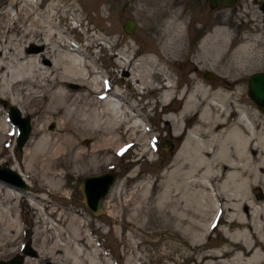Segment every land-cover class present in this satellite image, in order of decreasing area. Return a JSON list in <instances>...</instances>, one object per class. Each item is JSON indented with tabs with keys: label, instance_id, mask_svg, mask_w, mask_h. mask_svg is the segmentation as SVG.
Instances as JSON below:
<instances>
[{
	"label": "bare ground",
	"instance_id": "obj_1",
	"mask_svg": "<svg viewBox=\"0 0 264 264\" xmlns=\"http://www.w3.org/2000/svg\"><path fill=\"white\" fill-rule=\"evenodd\" d=\"M138 1L139 15L148 23L146 30L154 31L159 43L154 55H140L134 39L115 52L120 39L89 35L87 28H83V44H78L72 32L80 24L79 16L71 19L64 12L70 32L58 21V4L40 14V3L35 0H11L10 9L0 13V22L8 18L0 23V102L9 100L23 118L37 116L23 163L17 159L18 167L12 169L27 183L29 177L41 178L49 188L59 189L62 178L83 171L86 165H107L109 155L124 139L130 138L129 147H137L147 138L151 131L147 117L128 100L126 91L111 87L109 77L98 65L105 53L134 94L147 98L159 95L154 109L161 105L168 111L166 120L174 126L176 137L182 134L184 123L193 121L156 207L155 222L163 225L166 236L179 241L169 246L166 258L171 260L177 254L179 259L174 264H264V120L257 123L258 112L246 106L232 107L236 93L231 91L237 80L220 76L222 81L209 88L198 75L192 76L191 70L188 89L175 80L167 64L179 61L187 39L184 11L178 8L180 0ZM14 5L20 12L13 10ZM249 9L247 5L244 17L261 27L255 13L250 19ZM262 39L259 35L245 36L225 62L234 38L227 29L216 28L202 40L193 64L200 69L210 67L219 75L227 76L236 69L244 72L264 58V52H255ZM25 44L30 45L27 52ZM180 101V110L174 112V104ZM153 104L149 101L147 106ZM54 127L56 133L50 131ZM8 129L16 132L18 127L6 116L0 121V142L5 141ZM92 133L100 136L90 152L85 144L92 140ZM24 197L38 211L40 226L29 246L36 255L23 253L15 258L23 256V264H38L30 256L39 253L48 255L55 264H62L61 255L70 260V252L57 241L63 237L55 224L59 220L51 219L56 208L51 214L44 213L48 197L1 181L0 257L21 249L26 234L23 214L9 202L19 203ZM213 221L225 225L220 228L223 238L218 247L208 250L210 242L205 239L214 229ZM69 235L75 241L80 235L75 219ZM157 260L161 262L162 257ZM79 262L74 259L73 264Z\"/></svg>",
	"mask_w": 264,
	"mask_h": 264
},
{
	"label": "rangeland",
	"instance_id": "obj_2",
	"mask_svg": "<svg viewBox=\"0 0 264 264\" xmlns=\"http://www.w3.org/2000/svg\"><path fill=\"white\" fill-rule=\"evenodd\" d=\"M35 1L40 3L37 11L40 14H45L53 4H58V21H61L62 26L69 29L70 32H72L71 27L63 16L64 12L71 19L73 16H79L81 28L72 32V36L76 38L75 41L78 44H83L85 35L82 33V28H87L90 31L89 35L98 34L108 40L120 39L115 52L125 47L124 42H130L131 39H134L136 41L134 47L140 48V55L157 53L159 43L156 34L154 31L146 30L148 23L144 17L139 15L141 7L138 0ZM11 4V0H0V13L8 11ZM247 5L250 7L247 13L250 15V19L255 13L261 20V27L257 28L256 23L251 22V20L249 22V18L244 17L246 16ZM178 8L184 11L187 39L185 51L179 61L167 64V69L173 78L179 80L185 89L189 87L187 76L190 70L193 71L192 76L198 75V79L209 88H215V85L222 81L220 76L228 77L233 81L237 80L235 88L231 91L236 93L232 99L235 103L231 104L232 107L233 105L246 106L254 112H258L257 123L263 121L264 112L250 98L248 85L252 75L264 73V58L260 62L250 64L244 72L236 69L227 76L219 75L210 67L196 68L193 62L202 40L219 27L227 29L234 38V42L229 45L225 62L231 59L245 36L251 38H256L258 35L263 36L262 41L256 44L255 52H264V0H238L237 4L230 9L218 8L214 10L211 9L209 0H180ZM19 9L18 5L13 6V10L16 12H20ZM128 20H132L136 25L132 34H126L124 30ZM7 21L8 18L3 17L0 23ZM222 23L225 24L221 25ZM24 47L27 52L30 45L25 44ZM98 65L109 77L111 87L118 86L126 91L128 100L135 102L138 105L137 108L147 117L151 130L149 135L137 147H129L127 142L130 138L127 137L128 139H124L120 143L119 149L109 155L107 165L101 163L93 167L86 165L83 171L62 178V185L59 188L61 190L49 188L41 178L29 177L30 192L37 196L45 195L48 197L49 200L44 213L51 214L53 208H56V213L51 214V219L59 220L55 224L63 233V237L57 238V241L62 248L70 252L71 257L69 260L65 258V255H61L62 264H73L74 259L78 262L80 260V264H174L179 259L178 255H173V260H168L166 255L169 252V246L177 244L179 241L166 236L167 232L163 225L155 222L158 212L156 207L165 184L169 183L172 165L176 161L177 153L188 130L192 127L193 121L184 123L182 134L176 137L174 126L166 120L168 111L163 110L161 105H157L154 109L159 95L147 98L143 94H134L128 84L121 81L123 74L116 72L114 62L105 53L101 54ZM207 74L212 76L210 80L205 78ZM149 101L154 102L152 107L147 106ZM181 106V101L177 102L172 110L178 112ZM13 107L15 106L7 99L0 102V121L4 120L6 116L8 118ZM25 117L30 118L29 139L22 150H18L16 140L19 131L17 129L14 132V129H10V131L8 129L9 134H7L5 141L0 142V165L2 167H18L17 159L21 164L23 163L24 148L33 135L34 121L37 119V116L31 114ZM50 131L56 133V127ZM99 136L98 133H92V140L85 144L86 151L91 152L93 150L95 144L99 142ZM166 141L174 144L171 152L163 150ZM82 142L84 141L80 140L79 143ZM110 172H115L118 179L104 201V213L95 216L84 204L80 185L88 177L100 176ZM2 189L5 192V189ZM144 192H148L146 197L143 195ZM9 205H16L19 212L23 214L26 234L21 249L16 253L0 257V261L12 260L15 256L23 254L26 247L33 245L36 231L40 226L37 224L38 211L32 207L27 197H24L19 203L16 200L10 201ZM72 219H75L77 226L80 227V235L76 241L69 238V227ZM211 226L214 229L205 239V241L210 242L207 247L208 250L218 247L223 238L220 228L225 225L213 221ZM161 231H163L162 234ZM172 232L174 233V231ZM80 239L84 240L79 241ZM67 241L70 242L69 245ZM37 254L36 257L30 256L34 263L55 264L52 263V259L48 255ZM159 257H162L161 262L157 260ZM87 261L88 263H86Z\"/></svg>",
	"mask_w": 264,
	"mask_h": 264
},
{
	"label": "water",
	"instance_id": "obj_3",
	"mask_svg": "<svg viewBox=\"0 0 264 264\" xmlns=\"http://www.w3.org/2000/svg\"><path fill=\"white\" fill-rule=\"evenodd\" d=\"M237 2L238 0H209V5L211 9L214 10L218 8H232ZM135 28V23L132 20H128L124 30L126 34H132ZM205 78L210 80L212 76L207 74ZM248 92L251 99L258 105L260 110L264 112V73H257L250 77ZM9 121L14 126L18 127L19 135L16 141V148L21 150L30 136V118H23L20 111L13 107L9 112ZM173 148L174 144L170 141H166L163 145V150L166 152H171ZM117 179L118 175L114 172H110L100 176L88 177L83 180L80 185V191L83 194L85 206L93 215L99 216L103 213L102 202L109 195ZM0 181L20 191H30L31 189V186L24 181L19 173L12 168L2 167L1 165ZM23 253L31 256L36 255L29 246L24 249ZM24 258L23 256H18L7 264H23ZM0 264L4 263L0 262Z\"/></svg>",
	"mask_w": 264,
	"mask_h": 264
}]
</instances>
